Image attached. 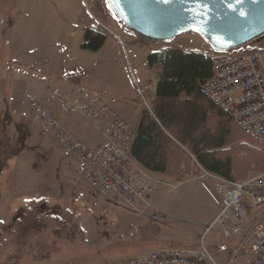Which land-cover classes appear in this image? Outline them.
I'll return each instance as SVG.
<instances>
[{
	"label": "rangeland",
	"instance_id": "rangeland-1",
	"mask_svg": "<svg viewBox=\"0 0 264 264\" xmlns=\"http://www.w3.org/2000/svg\"><path fill=\"white\" fill-rule=\"evenodd\" d=\"M94 1L0 0V114L8 107L9 96L11 101L9 125L5 118L0 134V220L4 221L0 224V264H130L135 256L166 247H206L217 264H241L253 241L247 230L255 213L247 220L232 219L231 223L244 227L240 234L228 237L220 224L206 229L221 209L212 179L198 177L201 173L179 183L164 178L175 186L157 185L156 205L175 217L157 224L147 215L110 204L89 188L78 174L76 158L36 123L32 100L42 105L55 101L49 92H44V101L39 94L43 91L40 83L46 82L43 71L51 72L62 56L56 45L59 33L67 45L81 41L80 28L87 24L107 38L115 35L119 55L130 68L128 74L123 73L124 79L139 86L151 104L161 73L159 65L149 66L151 52L213 49L197 33H183L164 42L146 39L118 19L108 0H102L108 18H98ZM74 32L79 33L77 39ZM125 32L135 38L124 36ZM259 42L264 44V36ZM141 75L147 80L153 75L146 87ZM261 172H251L246 178ZM28 202L33 203L24 207ZM28 207L42 214V222L27 215Z\"/></svg>",
	"mask_w": 264,
	"mask_h": 264
},
{
	"label": "built area",
	"instance_id": "built-area-1",
	"mask_svg": "<svg viewBox=\"0 0 264 264\" xmlns=\"http://www.w3.org/2000/svg\"><path fill=\"white\" fill-rule=\"evenodd\" d=\"M212 75L202 85L203 94L237 126L255 136L264 148V44L250 42L242 47L212 50ZM141 106L152 104L138 86ZM155 90H153V93ZM155 94V93H154ZM61 117L81 115L101 133L103 143L92 148L81 141L53 110L32 100L31 111L36 123L61 142L66 153L76 158L82 181L105 201L136 214L147 215L152 222L163 224L175 216L157 207L155 191L159 184L175 186L162 180L132 153L135 135L130 125L121 121L104 95L74 85L69 91L54 95ZM198 176V175H197ZM201 178H210L221 199V209L214 222L224 235L240 234L244 227L232 219L247 220V234L253 241L249 255L241 264H264V171L244 180H232L202 168ZM130 264H217L206 247L199 250L166 247L135 256Z\"/></svg>",
	"mask_w": 264,
	"mask_h": 264
},
{
	"label": "trees",
	"instance_id": "trees-1",
	"mask_svg": "<svg viewBox=\"0 0 264 264\" xmlns=\"http://www.w3.org/2000/svg\"><path fill=\"white\" fill-rule=\"evenodd\" d=\"M93 9L98 18H108L104 1L95 0ZM106 38L103 31L88 28L81 48L98 51ZM148 63L159 65L161 73L152 107L143 108L132 146L144 166L177 182L199 175L201 167L232 180L264 171V148L258 139L241 130L202 92L212 75L211 55L166 48L151 52ZM85 74L82 68H74L69 78L78 83ZM28 210V216L42 222V214Z\"/></svg>",
	"mask_w": 264,
	"mask_h": 264
},
{
	"label": "crops",
	"instance_id": "crops-1",
	"mask_svg": "<svg viewBox=\"0 0 264 264\" xmlns=\"http://www.w3.org/2000/svg\"><path fill=\"white\" fill-rule=\"evenodd\" d=\"M2 27H0V30L2 29ZM12 27L13 29H16L15 25ZM9 28H11V25L9 26ZM88 28L95 27L89 24L83 25L80 28L81 41L78 44L75 42L74 45H72L71 43H69L68 45L63 44V42H61L63 34H58V41L56 45H59V51L62 56L59 58L57 66L53 67L51 72L43 71V76L46 82L40 83V87H43V91L39 94V98H42L41 100L43 101L45 100L44 96L46 95V93L44 95V92H49L51 95H55L58 90L65 92L69 91L74 86V84L72 83H77L73 82L69 78V74L73 71L74 68H82L84 71H86V74L81 78L80 82L75 85L80 84L81 86H84L88 89L97 90L103 93L104 99L114 107L120 119L130 125L136 137L143 107L139 103L140 94L138 92V87H134L130 81V84L127 83V81L123 77V73L128 74L130 68L127 67V63L123 60V57L119 55L120 53L118 51V43L115 40L117 38L115 35H112L115 39H113L112 37V39L106 38L104 45L98 51L92 52L83 50L81 48V43L84 33ZM123 34H125L124 36H130L131 39L135 38V35H133V33L125 32ZM74 35H76L77 39L79 33L77 35V32H74ZM108 45L110 47H107ZM72 46H74V48H72ZM113 46H115L114 50H112ZM181 50L188 51L185 49ZM212 50L213 49L207 48L203 53L211 54ZM151 77H153V75L150 76L149 80H147L145 77H142L143 85L145 87L149 84L148 82H150ZM158 79L155 83V87L157 85ZM10 103L11 101L9 96L8 107L4 110V112H2L3 114H0V134L1 132L4 133L5 124L8 123L9 125L11 117ZM44 105L53 110L56 115L61 117V111L55 101H44ZM18 109H20V107ZM61 119L71 132H73L81 141L88 144L90 147L97 148L103 143L104 139L101 133L85 117L81 115H70L61 117ZM24 125L25 124L23 123L22 127ZM39 143L40 140L36 141L34 143V147L38 146ZM23 149L27 151L26 146H24ZM156 174L164 181H166L165 179L167 176L162 173ZM37 202L38 201H36L35 203ZM44 202L47 201L44 200ZM32 203L33 202H28L26 203L27 205L25 204L26 206L24 205V207H27Z\"/></svg>",
	"mask_w": 264,
	"mask_h": 264
},
{
	"label": "water",
	"instance_id": "water-1",
	"mask_svg": "<svg viewBox=\"0 0 264 264\" xmlns=\"http://www.w3.org/2000/svg\"><path fill=\"white\" fill-rule=\"evenodd\" d=\"M200 4L207 8L202 19L194 14L196 0H171L169 4L158 0H119L118 5L109 2L126 27L152 41L197 33L214 50L227 51L260 41L264 36V0H244L242 4H235L234 0H200Z\"/></svg>",
	"mask_w": 264,
	"mask_h": 264
},
{
	"label": "snow or ice",
	"instance_id": "snow-or-ice-1",
	"mask_svg": "<svg viewBox=\"0 0 264 264\" xmlns=\"http://www.w3.org/2000/svg\"><path fill=\"white\" fill-rule=\"evenodd\" d=\"M109 2H115L119 3V0H109ZM159 3H163V4H169L171 3V0H158ZM244 2V0H234L235 4H242ZM196 4H197V9L195 11V15H197L198 17H200L201 19L207 14V8L206 6H203L200 4V0H196ZM233 11H235V8H233ZM241 16L244 15L243 12L240 13ZM199 30V29H197ZM4 223V221L0 220V224Z\"/></svg>",
	"mask_w": 264,
	"mask_h": 264
},
{
	"label": "bare ground",
	"instance_id": "bare-ground-1",
	"mask_svg": "<svg viewBox=\"0 0 264 264\" xmlns=\"http://www.w3.org/2000/svg\"><path fill=\"white\" fill-rule=\"evenodd\" d=\"M155 90V89H154Z\"/></svg>",
	"mask_w": 264,
	"mask_h": 264
}]
</instances>
